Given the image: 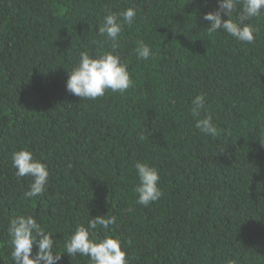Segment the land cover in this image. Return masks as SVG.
Returning a JSON list of instances; mask_svg holds the SVG:
<instances>
[{
	"label": "trees",
	"instance_id": "16d2710c",
	"mask_svg": "<svg viewBox=\"0 0 264 264\" xmlns=\"http://www.w3.org/2000/svg\"><path fill=\"white\" fill-rule=\"evenodd\" d=\"M137 9L117 39L133 81L81 99L66 90L81 51H111L98 33L108 11ZM216 0H0V264H12L9 219L34 217L53 233L58 264H88L64 243L89 217L114 216L128 264H264V15L253 43L203 19ZM222 18H226L223 17ZM143 41L152 51L139 60ZM206 93L220 130L195 127ZM49 169L43 194L17 177L13 151ZM137 161L155 166L163 195L138 204ZM99 227V226H98ZM130 241V243H129ZM33 254L37 251L33 246Z\"/></svg>",
	"mask_w": 264,
	"mask_h": 264
},
{
	"label": "clouds",
	"instance_id": "9594fccd",
	"mask_svg": "<svg viewBox=\"0 0 264 264\" xmlns=\"http://www.w3.org/2000/svg\"><path fill=\"white\" fill-rule=\"evenodd\" d=\"M207 4V0H204ZM137 9L128 7L119 12L108 11L103 23L98 26V33L106 35L111 41V51H103L91 55L81 51L79 60L68 72L66 90L81 99H96L104 96L107 90L123 94L132 86L128 65L121 59L116 49L117 39L125 26H131ZM226 17V18H222ZM264 15V0H216L214 10L207 11L203 19L209 22L207 31L216 33L223 30L235 40L253 43L256 27L251 23L253 18ZM135 49L139 60H148L152 51L143 41H137ZM192 115L198 117L195 127L200 132L216 137L220 130L213 123L211 115L200 117L201 111L207 113L206 93H198L191 100ZM261 144H264L261 142ZM15 175L30 176L32 181L25 198H33L43 194L49 182V169L41 160L35 158L32 151L21 148L11 155ZM139 183L135 187L137 203L147 206L158 201L163 192L159 186L158 169L145 162L137 161L134 165ZM114 216L97 215L89 217L86 224L78 223L64 243V252L70 256L88 257V264H128L126 251L123 250L119 237L104 231L115 223ZM99 226V227H98ZM10 237L12 264H58L61 253L55 252L53 233L46 230L32 216L16 215L11 217L7 226ZM130 243V241H129ZM37 251L33 254V246ZM227 264H236L228 259Z\"/></svg>",
	"mask_w": 264,
	"mask_h": 264
}]
</instances>
